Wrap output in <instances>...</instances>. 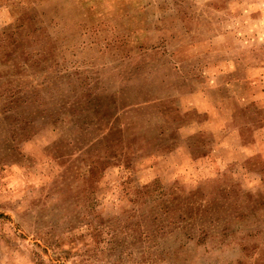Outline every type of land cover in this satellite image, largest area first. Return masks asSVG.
<instances>
[{"label": "rangeland", "instance_id": "obj_1", "mask_svg": "<svg viewBox=\"0 0 264 264\" xmlns=\"http://www.w3.org/2000/svg\"><path fill=\"white\" fill-rule=\"evenodd\" d=\"M0 264H264V0H0Z\"/></svg>", "mask_w": 264, "mask_h": 264}]
</instances>
